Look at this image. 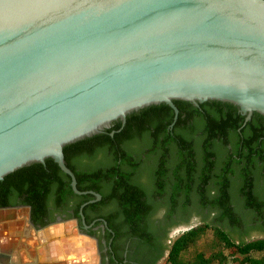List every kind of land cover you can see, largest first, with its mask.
Segmentation results:
<instances>
[{
	"label": "water",
	"instance_id": "obj_1",
	"mask_svg": "<svg viewBox=\"0 0 264 264\" xmlns=\"http://www.w3.org/2000/svg\"><path fill=\"white\" fill-rule=\"evenodd\" d=\"M175 99L264 115V0H0V180Z\"/></svg>",
	"mask_w": 264,
	"mask_h": 264
},
{
	"label": "trees",
	"instance_id": "obj_2",
	"mask_svg": "<svg viewBox=\"0 0 264 264\" xmlns=\"http://www.w3.org/2000/svg\"><path fill=\"white\" fill-rule=\"evenodd\" d=\"M174 103L179 109V115L172 128L169 126L174 121L175 111L163 102L151 106L138 119L129 115L122 129L121 121H115L112 127L101 133L67 144L64 147L65 160L76 175L78 189H94L102 195L103 200H107L105 186L96 181L99 173L105 172L106 177L112 180L107 190L111 188V191L118 195L121 190L125 192L117 196L115 201L127 205L134 204V208L121 209L124 219L129 223L133 222L149 210L147 197L150 188L142 184V181L134 183L124 172L129 169L130 172H135L143 157L153 154L159 155L158 159L162 161L159 172H163L166 170V156L174 157L177 154L179 160L186 161L187 170L191 171L189 177H186V197L183 199L187 204L199 202L204 209L208 207L209 212L206 213L204 209L186 208L188 206H174L176 201L180 200L182 187V175L179 173L181 169H175L171 176L173 191L170 192L173 193L168 197V201L173 203L167 212L168 215L174 211L193 212L202 219L172 240L168 255L162 264H264V196L254 191L252 176L246 182L235 184L228 175L230 171L238 169L244 178L264 169V139L260 138L264 135V130L260 129L254 134V131L248 133L253 121L243 125L242 117L226 119L227 116H224L216 119L215 126H210L198 134V126L188 124L186 106L192 104L182 99H175ZM195 108L201 111V106ZM112 131L114 134H111ZM197 141L199 142L196 146ZM129 148L138 157V163L127 150ZM98 155L107 159L104 165L94 164ZM195 155L201 160V173L197 181L193 172L198 170L195 165L200 161H196ZM72 156L93 173L82 174V170L72 163ZM244 161H247L248 165L235 167ZM124 164L128 165L127 169ZM213 172L219 176L214 182L216 193L207 190ZM196 183L200 187L198 199L190 192ZM12 187L39 193V200L46 198V192L51 187L55 188L58 194L74 193L71 177L53 158L46 159L45 163L36 162L19 168L0 180V191H7ZM164 192L166 193L163 186L157 190L161 196ZM142 202L149 206L148 209L135 205L143 204ZM213 212L215 214L212 215ZM106 218L109 222V217ZM187 220L188 218H182L181 221L186 223ZM209 230V240L200 243ZM254 232L262 235L252 237Z\"/></svg>",
	"mask_w": 264,
	"mask_h": 264
},
{
	"label": "flooded vegetation",
	"instance_id": "obj_3",
	"mask_svg": "<svg viewBox=\"0 0 264 264\" xmlns=\"http://www.w3.org/2000/svg\"><path fill=\"white\" fill-rule=\"evenodd\" d=\"M185 101H189L192 104V106H186V111L189 115L188 124L197 125L198 134L203 133L204 129L210 126H215L217 124L216 119L224 118V116H227L226 119L234 116L242 117L243 125L253 121L251 127L249 126L248 128V133L254 131V134L260 129L264 130V115L258 111H253L248 117V113H244L238 105L228 101L217 99L198 101V103L190 100ZM153 105L159 104H152L134 110L128 113L127 117L131 115L138 119ZM198 106H201V111L196 110L195 107ZM256 112L260 114L257 115ZM175 121L170 124V128L173 127ZM121 124L122 129L126 122L123 124L121 121ZM260 138L264 139V135H261ZM199 141L196 142V146ZM127 150L132 153L138 163V157L131 148ZM158 156L153 154L152 156L143 157V160L137 164L135 172H130V169L124 172L128 175V179L134 183L142 181V184L150 188L149 196L147 197L150 207L143 202V204H135L145 209L149 207V210L143 212L140 217L130 223L124 219L125 216L121 209L123 207L131 209L135 206L133 203L127 205L115 201L117 196H121L125 192L121 190L118 195L111 191V188L108 191L107 189L110 187L112 180L106 177L105 172H100L96 181L101 186H105V194L108 195L107 200H103L102 195L97 198L94 189L81 190L84 191L83 193H77L73 190L74 193L62 195L51 187L46 192V198L41 200L38 198L39 193H30L29 189L25 191V188L12 187L7 191L1 190L0 264H26L24 256L28 251H26V242L24 240L27 233L34 240L32 241L31 249L32 262L34 264H56V262H43L37 257L39 256L37 248L39 242L36 237L45 228L67 222L72 223L74 226L73 232L80 236H85L88 241L87 249L83 256L82 254L79 256L76 254L71 255L66 260L67 264H162L168 255L172 240L177 233L182 232L179 231V228L185 225L193 226L198 224L201 219L200 215L193 212L174 211L168 215L167 212L173 203V201H168V197L173 193L170 192L173 191L171 185L173 177L171 176H173L175 169L178 167L181 169L179 173L182 175L180 180L182 187L180 188V200L176 201L174 206L177 208L188 206L186 208L200 210L204 209V207L199 202L187 204L185 199H183L186 197V177H189L191 172L187 170L186 161L179 160L177 154L174 157L167 155L165 158L166 170L159 172V165L162 161L158 159ZM195 159L200 161V163L197 162L195 165L198 170L193 172L197 181L201 173V160L199 156H196ZM71 160L78 169L82 170V174L87 175L92 172L75 156H72ZM106 160L103 155H98L94 164L102 163L100 165H104L107 162ZM239 164L235 167L239 168V166L248 165V162L244 161ZM124 166L126 168L128 165L124 164ZM228 175L235 184L246 182L252 176L254 191L264 196V169H260L244 178L238 169L230 171ZM218 177L213 172V178L207 184L208 192L216 193L217 189L214 182L217 181ZM161 186L166 191L162 196L157 193ZM199 188L198 184H194L193 189L190 191L197 199ZM204 211L206 213L209 212V208L205 207ZM213 214L215 213L213 212ZM240 215L242 216L241 213ZM106 216L109 217V222ZM182 218H188L187 222L183 223L181 221ZM261 221L263 220L261 219Z\"/></svg>",
	"mask_w": 264,
	"mask_h": 264
},
{
	"label": "crops",
	"instance_id": "obj_4",
	"mask_svg": "<svg viewBox=\"0 0 264 264\" xmlns=\"http://www.w3.org/2000/svg\"><path fill=\"white\" fill-rule=\"evenodd\" d=\"M72 223H61L52 225L42 230L40 235L36 237L38 240V258L43 262H56V264H67V259L71 255H77L86 252L88 241L85 236H80L73 232ZM26 252L24 262L26 264H34L32 262L31 249L32 241H34L27 233L25 236Z\"/></svg>",
	"mask_w": 264,
	"mask_h": 264
},
{
	"label": "rangeland",
	"instance_id": "obj_5",
	"mask_svg": "<svg viewBox=\"0 0 264 264\" xmlns=\"http://www.w3.org/2000/svg\"><path fill=\"white\" fill-rule=\"evenodd\" d=\"M201 218V217H200ZM202 219V218H201ZM201 219H200V221H201ZM185 226H188V225H185ZM179 233H177L176 234V236L178 235ZM210 235H211V232H210V230L208 231V233L206 234V236L200 241V243H203L204 242V240H209V238H210ZM259 235H262V233H259V232H254L253 233V235H252V237H257V236H259ZM85 257H86V255H85ZM230 264H233V263H230Z\"/></svg>",
	"mask_w": 264,
	"mask_h": 264
}]
</instances>
